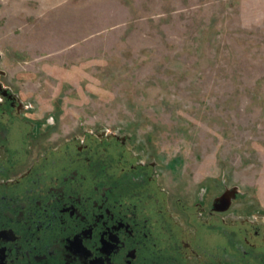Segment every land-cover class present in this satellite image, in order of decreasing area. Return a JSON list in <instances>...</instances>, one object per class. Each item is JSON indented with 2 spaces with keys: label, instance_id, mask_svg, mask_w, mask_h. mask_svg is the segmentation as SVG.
<instances>
[{
  "label": "rangeland",
  "instance_id": "1",
  "mask_svg": "<svg viewBox=\"0 0 264 264\" xmlns=\"http://www.w3.org/2000/svg\"><path fill=\"white\" fill-rule=\"evenodd\" d=\"M0 53L71 133L114 131L264 204V0H0Z\"/></svg>",
  "mask_w": 264,
  "mask_h": 264
},
{
  "label": "flooded vegetation",
  "instance_id": "2",
  "mask_svg": "<svg viewBox=\"0 0 264 264\" xmlns=\"http://www.w3.org/2000/svg\"><path fill=\"white\" fill-rule=\"evenodd\" d=\"M32 96L0 53V264H264V204L226 173L168 174Z\"/></svg>",
  "mask_w": 264,
  "mask_h": 264
}]
</instances>
